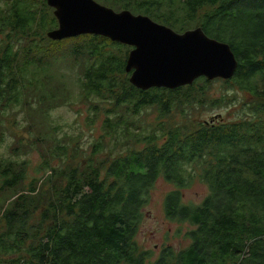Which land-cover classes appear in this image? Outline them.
I'll list each match as a JSON object with an SVG mask.
<instances>
[{"label": "trees", "instance_id": "trees-1", "mask_svg": "<svg viewBox=\"0 0 264 264\" xmlns=\"http://www.w3.org/2000/svg\"><path fill=\"white\" fill-rule=\"evenodd\" d=\"M3 1L1 118L33 109L38 102L22 100L43 88L50 44L69 41V58L95 53L100 61L88 69L84 97L115 99L104 112L106 139L122 131L134 143L125 140L121 152L100 165L93 160L94 166L86 159L106 151L107 142L93 144L92 156L79 158L75 166L70 163L76 150L69 167L52 169L45 185L53 186L55 179L63 184L42 206L38 179H29L27 163L0 164V264H264V0H95L176 32L201 27L231 46L239 63L235 76L213 81L239 89L250 102L233 120L220 115L188 125L172 121L176 101L182 91L212 81L200 78L175 90L137 89L126 71L131 47L93 35L53 41L48 34L58 21L47 12V0H8L7 9ZM31 43L35 51L27 46ZM121 76L127 77L121 81ZM48 100L53 98H40L43 104ZM214 101L219 109L234 107ZM152 110L157 117L147 123ZM58 136L57 129L54 138L64 144ZM160 180L174 188L164 200L166 218L179 224V233L187 230L190 245L181 250L164 245L153 262L136 238ZM198 183L208 195L200 204L187 203L185 192Z\"/></svg>", "mask_w": 264, "mask_h": 264}, {"label": "rangeland", "instance_id": "rangeland-1", "mask_svg": "<svg viewBox=\"0 0 264 264\" xmlns=\"http://www.w3.org/2000/svg\"><path fill=\"white\" fill-rule=\"evenodd\" d=\"M35 1L41 2L42 0ZM2 6L7 9L8 0L3 1ZM47 12L55 17L54 8L50 7ZM201 16L202 13L200 18ZM34 45L35 43H31L27 46L35 51ZM50 47L52 52L47 56L44 66V69L48 71H43V88L34 92L30 100H22V102L38 103L34 104L32 110L24 108L23 112L15 110L16 112L6 113L7 116L4 115L2 118L0 116V164L4 165L9 161L27 163L29 179H38H36L38 181L36 191H39L41 198L38 202L39 206L52 201L57 194V189L63 184L62 181L55 179L53 186L45 185L51 176L52 169L69 167V156L72 158L76 150L78 152L75 159L70 163L75 166L79 164V158L92 156L95 150L93 144L101 139L103 142H107L106 151L98 153L91 159H86L89 166H94L93 160L100 165L109 159L110 154H114L118 150L121 152L125 140L129 142V145L134 143V141L125 138L122 131L118 132L116 136L106 139L104 112L108 109L106 104L115 102L114 97L99 96L93 93H90L88 98L84 97L83 88L86 86L88 69L100 62L96 58V54L69 58V41L59 44L52 43ZM131 49L134 48L131 47ZM131 51H128V54ZM115 53L121 55L122 52ZM126 77L121 76V81H124ZM221 80L212 81L213 83L208 85L200 82L197 83V86L195 84L191 90L188 88V90L182 91L180 100L176 101L179 103L174 105L172 121L188 125L204 120L210 122L220 115L226 120H233L239 116L237 111L250 102L248 95L237 88L225 85ZM41 97L53 98V101L48 100L43 104L40 101ZM215 99H219L218 102L232 103L234 107L232 110L229 108L219 109V106L214 107ZM51 102L57 103L52 104ZM150 113L151 115L146 117L147 123L155 122L157 117L156 110H152ZM137 127L139 126L137 125ZM57 129L59 131L58 140L64 144L57 143L54 138ZM119 142H122V145L115 146ZM0 188H2L1 182ZM172 190H174L172 185H168L162 180L158 182L152 201L145 209V219L136 238L141 251L152 253L153 262L161 253L164 245H170L176 250L184 249L190 245V240L186 236L187 230H184L183 234L179 233V224L168 221L165 215L164 200ZM7 192L5 191V193ZM208 193V188L198 183L195 188L185 192V199L187 203L200 204ZM184 225L189 229L192 228L188 224Z\"/></svg>", "mask_w": 264, "mask_h": 264}, {"label": "water", "instance_id": "water-1", "mask_svg": "<svg viewBox=\"0 0 264 264\" xmlns=\"http://www.w3.org/2000/svg\"><path fill=\"white\" fill-rule=\"evenodd\" d=\"M47 2L59 26L48 34L51 40L93 35L134 48L126 71L137 89L175 90L200 78L230 80L238 70L231 46L209 37L201 27L178 33L147 16L117 12L95 0Z\"/></svg>", "mask_w": 264, "mask_h": 264}, {"label": "bare ground", "instance_id": "bare-ground-1", "mask_svg": "<svg viewBox=\"0 0 264 264\" xmlns=\"http://www.w3.org/2000/svg\"><path fill=\"white\" fill-rule=\"evenodd\" d=\"M188 31H190V30H188ZM185 33V32H184Z\"/></svg>", "mask_w": 264, "mask_h": 264}]
</instances>
